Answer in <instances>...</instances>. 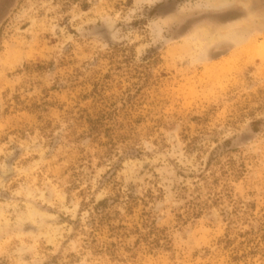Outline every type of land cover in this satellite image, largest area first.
Listing matches in <instances>:
<instances>
[{"label": "rangeland", "instance_id": "374dc122", "mask_svg": "<svg viewBox=\"0 0 264 264\" xmlns=\"http://www.w3.org/2000/svg\"><path fill=\"white\" fill-rule=\"evenodd\" d=\"M230 1L0 0V264H264V0Z\"/></svg>", "mask_w": 264, "mask_h": 264}, {"label": "water", "instance_id": "95a60500", "mask_svg": "<svg viewBox=\"0 0 264 264\" xmlns=\"http://www.w3.org/2000/svg\"><path fill=\"white\" fill-rule=\"evenodd\" d=\"M4 6H3V8H4ZM3 8L0 10V16H1V12H2ZM244 13H245V15H244L243 18L246 19V20L249 19V17H252V15H253V14H251L252 12L249 11V10L248 11H242V10H238V9H229V10H226V11L218 13V14L201 15L197 19H194L193 22L208 21V22H211L214 25L219 26V27H227V26H230V25L234 24V22H235V21L230 20L231 18H228V17H230L233 14H236L237 15L236 17H238V16L242 17ZM225 14H227V18L226 19L224 17ZM243 18H241V19H243Z\"/></svg>", "mask_w": 264, "mask_h": 264}, {"label": "bare ground", "instance_id": "6f19581e", "mask_svg": "<svg viewBox=\"0 0 264 264\" xmlns=\"http://www.w3.org/2000/svg\"><path fill=\"white\" fill-rule=\"evenodd\" d=\"M230 2H231L230 0H219V2L216 5L221 7V6H224V5H228ZM243 15H245V13ZM224 17L226 19L227 18V14H225ZM228 18H230V17H228ZM238 18L241 19V17L238 16L236 18L233 17L230 20L235 21L234 22V24H235ZM249 18H251V17H249ZM234 24H232V25H234ZM238 27H241L242 28V26H238ZM238 27L237 26L236 27L234 26V27L227 28V29H225V31L223 32V34H219V35H220V37L225 36L226 38H229L231 40H234V41H238L239 42V41H241L240 39H241L242 35H241V31H240L241 28H238Z\"/></svg>", "mask_w": 264, "mask_h": 264}]
</instances>
